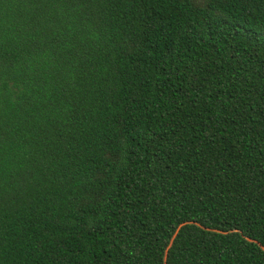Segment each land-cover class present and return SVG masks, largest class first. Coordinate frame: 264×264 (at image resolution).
<instances>
[{"label":"trees","instance_id":"1","mask_svg":"<svg viewBox=\"0 0 264 264\" xmlns=\"http://www.w3.org/2000/svg\"><path fill=\"white\" fill-rule=\"evenodd\" d=\"M0 264H264V0H0Z\"/></svg>","mask_w":264,"mask_h":264}]
</instances>
